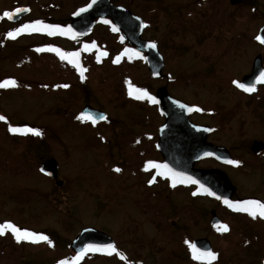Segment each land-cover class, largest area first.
Wrapping results in <instances>:
<instances>
[{
  "label": "rangeland",
  "instance_id": "1",
  "mask_svg": "<svg viewBox=\"0 0 264 264\" xmlns=\"http://www.w3.org/2000/svg\"><path fill=\"white\" fill-rule=\"evenodd\" d=\"M14 2L0 0V34L44 18L65 28L86 0H19V7L30 12L10 23L4 13L13 10ZM111 2L143 21L150 10L142 38L156 42L164 59L163 78L151 80L134 54L131 84L144 86L152 97L165 87L193 106L189 120L212 129L206 142L224 147L239 162L221 166L206 159L194 168L224 172L236 190L234 202L264 203V151L255 156L249 150L252 141L264 143V83L252 95L235 84L250 72L255 56L261 55L264 68V48L256 41L264 0L236 6L229 0ZM46 6L54 8L43 12ZM112 29L99 24L81 42L68 33L25 32L0 48V82L15 81L0 88V116L5 117L0 120V225L10 223L51 242L18 244L5 229L10 236L0 239V264H59L55 258L72 255L69 243L85 227L109 235L126 259L100 254L82 257L78 264H208L192 256L196 239L210 243L216 253L211 264H264V218L223 208L188 183L177 181L173 187L165 169L152 167L162 161L155 144L164 118L155 103L136 99L132 85L124 88L115 79L110 64L130 51L125 52L126 42L116 48L120 36ZM48 48L81 54L62 60L56 52L37 51ZM70 59L85 69V80ZM92 60L102 64L95 68ZM85 105L107 119L90 126L81 116ZM10 126L40 135L13 133ZM50 158L58 163L60 187L38 172ZM211 211L227 231L209 227Z\"/></svg>",
  "mask_w": 264,
  "mask_h": 264
},
{
  "label": "water",
  "instance_id": "2",
  "mask_svg": "<svg viewBox=\"0 0 264 264\" xmlns=\"http://www.w3.org/2000/svg\"><path fill=\"white\" fill-rule=\"evenodd\" d=\"M230 5H237L241 0H230ZM91 3L89 0L85 5L77 8L69 17V23L66 28L71 27L70 33L76 39L82 40L88 37L98 21L109 20L113 26L122 34L127 44L136 52L144 54V61L151 79H160L164 61L158 51L156 44L152 41L142 39L144 30L143 20L131 13L122 6H115L110 0H96V3L87 11L76 15L81 8H87ZM26 11L14 15L8 20L12 23L19 21L29 13ZM258 36L264 37V24L258 32ZM264 46V43H261ZM154 44L155 47L149 45ZM262 73L261 56L257 55L251 66L250 73L242 77L237 83L244 86H254L257 83V77ZM242 89L241 87H239ZM243 90V89H242ZM155 100L159 106L161 115L164 117V124L158 129L157 150L162 157L163 165H167L172 172L182 174L184 177H191L195 183L203 189L206 188L215 195H210L217 202L225 204V199L232 201L236 193L234 186L229 181L224 172L218 169H195L194 165L206 158H212L222 165H230L227 161L232 160L229 152L223 147H216L208 142L206 138L211 132L207 126L194 125L189 121V115L192 113V106L172 98L167 93L165 87L159 88L155 93ZM82 115L86 118L91 117L95 122L102 120L106 114L93 109L89 105L84 106ZM90 119V118H89ZM264 149V144L260 141L252 142L250 151L254 155L260 154ZM211 153V155H206ZM58 164L54 159L46 160L39 167V172L44 176L55 181L57 186L61 182L57 180ZM219 197V199L217 198ZM210 226L217 228L220 225V219L214 211L210 212ZM114 245L113 241L105 233L94 228H84L70 243V249L75 253H80L86 245ZM193 249L198 252L211 251L208 240L198 239L192 244ZM133 264H142L140 262Z\"/></svg>",
  "mask_w": 264,
  "mask_h": 264
},
{
  "label": "snow or ice",
  "instance_id": "3",
  "mask_svg": "<svg viewBox=\"0 0 264 264\" xmlns=\"http://www.w3.org/2000/svg\"><path fill=\"white\" fill-rule=\"evenodd\" d=\"M96 3V0H91V3L88 5L87 8H81L79 10V12L75 13L76 15H79L85 11L88 10V8L92 7L93 4ZM26 11V9H16V14ZM13 13H9V12H5L4 16L8 17L9 19H11L13 17ZM103 23L105 24H109L110 21L108 20H104ZM113 31H118L119 29H117L115 26H113ZM25 32H46L48 35H56V34H67V33H71L72 32V28L68 27V28H61L59 25H49V24H44L42 21H35L31 24H24L21 27L15 29L13 32H9L7 35L9 38H15L17 35L21 34V33H25ZM123 40V37L121 38ZM257 40H259L261 43H264V37L261 36H257ZM150 47H155L154 44L149 45ZM85 50L88 49V45L84 46ZM53 51L56 52L60 58L62 60L64 59H68V57H78L79 53H70V54H64L62 53L59 49L56 48H48V49H37V51ZM130 50L125 49V52H128ZM119 58H117L116 61L114 62H118ZM69 63H73L74 66L80 71L81 73V78L83 79V72L85 71V69H83L78 63H76L74 60H69ZM257 83H264V73H261L259 75V77H257ZM9 86H15V81H11V80H6L3 82H0V88H6ZM63 87H67V85H63ZM238 87H241L244 91L246 92H253L255 91V87L254 86H244V85H240L238 84ZM136 95L135 98L136 99H147L152 103H156V100L154 97L150 96L149 93L146 90L143 89H136L135 90ZM133 93L130 91L129 95H132ZM198 110V109H197ZM91 119V117H89ZM101 119H105V117H100ZM0 120H5L4 116H0ZM93 123H95V120H93ZM9 131L13 132V133H19V132H26V133H32L34 135H40V132L36 129H25V130H21L19 128H15V127H9ZM206 155H211V153H206ZM227 163L229 164H238V161H232L229 160L227 161ZM152 167L154 168H163L165 169L166 172L171 173V179L173 181L172 186L175 187L177 181L179 180L180 183H184V182H190V183H198L197 181H194L191 179V177H184L182 176V174H178V173H174L172 172L171 169H168L167 165H159V164H153ZM116 171H119V169H116ZM161 175L164 174V172L160 173ZM152 181H150L151 183ZM201 188H203V185H201ZM204 191L208 194V195H215V193L211 192L210 190L204 188ZM197 193H193V195H196ZM219 199V197H217ZM226 205H228L229 207L233 208L236 211H243V212H247L249 215H251L253 218H256L257 216L264 218V203H261L260 201L257 200H246V201H240V202H233L230 200L225 199L223 201ZM5 229H8L11 231V233L14 235L15 239L17 240V242H21V241H30L33 243L39 242V241H47L49 243H51L50 241H48V237L41 235V234H37L34 232H30L28 230H22L18 227H16L13 224L10 223H6L4 225H0V235L4 234ZM218 230L220 231H227V226H220L218 228ZM194 247V246H193ZM103 252L104 254L107 255H112V254H116L120 257L121 260H125L126 257H124L122 254H120L116 247L112 244H108V245H86L80 253H78L77 257L71 262V264H78V261L82 258V256L86 253V252ZM194 251H197L194 249ZM197 259H206L208 261V264H211V261L216 259V253L212 252V251H205V252H198ZM59 264H69L68 261H60Z\"/></svg>",
  "mask_w": 264,
  "mask_h": 264
},
{
  "label": "trees",
  "instance_id": "4",
  "mask_svg": "<svg viewBox=\"0 0 264 264\" xmlns=\"http://www.w3.org/2000/svg\"><path fill=\"white\" fill-rule=\"evenodd\" d=\"M88 0H86L87 2ZM17 4H16V3ZM15 2L13 4H16L15 7L13 8H16V7H19L18 3H19V0H15ZM18 5V6H17ZM78 5H80L78 3ZM54 7L53 6H46V7H43L44 10H42L43 12L44 11H48L50 9H53ZM149 11H146L144 12V21L146 22V25L148 26L150 23H151V18H150V15H149ZM50 12V11H49ZM48 12H46L45 14H47ZM204 13V12H203ZM49 16V15H47ZM39 21H42L44 24H49L50 21L48 20V18H44L42 20H39ZM9 32H12V31H9V30H6L4 31L2 34H0V48L4 47L6 45V43L8 42H11L13 41V38H9L8 37V33ZM124 43V41L120 38L118 41H115V46L116 48H120V43ZM102 45H103V49L104 50H107V52H110L111 50L108 49V46L106 43H103L102 42ZM113 49V48H112ZM130 50V53L128 54V57H126L125 59H123L122 61H120L119 63H116L114 65H110L111 68H113V70L117 71V73L113 74L115 76V79H117L120 84L124 87V88H129L131 85L133 86L132 89L135 91L136 89H143L145 90V87L144 86H137V85H134V84H131L130 82V78L129 76L130 75V68H133L134 67V64L131 62V60L133 61V55L135 54L133 50L129 49ZM130 60V61H128ZM95 68H98L99 65H95L93 64ZM85 72H83L84 74ZM86 75L83 76V79L81 78V80H85V77Z\"/></svg>",
  "mask_w": 264,
  "mask_h": 264
},
{
  "label": "flooded vegetation",
  "instance_id": "5",
  "mask_svg": "<svg viewBox=\"0 0 264 264\" xmlns=\"http://www.w3.org/2000/svg\"><path fill=\"white\" fill-rule=\"evenodd\" d=\"M263 48V47H262ZM264 69V68H263ZM155 150H156V144H155ZM261 155V154H260ZM146 187H148V188H150L151 187V185H146ZM8 236H10V235H8V234H2L1 236H0V239H5V238H8ZM15 244V243H14ZM15 245H17V244H15ZM86 254V253H85ZM84 254V257H87L88 255H85ZM74 257H76V255L75 254H73L72 253V255H70V256H65V257H59V258H55V260H54V263H59L60 261H68L69 262V264H71V262L74 260ZM138 260H135V262H137ZM131 263H134V262H128V264H131Z\"/></svg>",
  "mask_w": 264,
  "mask_h": 264
}]
</instances>
